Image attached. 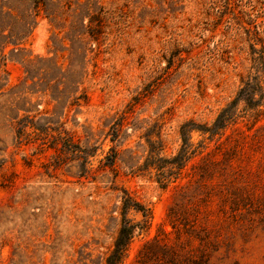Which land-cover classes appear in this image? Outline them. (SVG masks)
<instances>
[{"label": "rangeland", "instance_id": "rangeland-1", "mask_svg": "<svg viewBox=\"0 0 264 264\" xmlns=\"http://www.w3.org/2000/svg\"><path fill=\"white\" fill-rule=\"evenodd\" d=\"M263 50L264 0H0V264H107L124 191L150 218L128 213L120 264H264V116L241 102L221 137L193 133L165 187L125 175L139 133L120 147L106 127L138 97L132 120L158 122L174 155L182 124H212L248 76L264 81ZM62 138L95 147L89 180L51 148ZM114 146L117 179L96 170Z\"/></svg>", "mask_w": 264, "mask_h": 264}, {"label": "trees", "instance_id": "trees-1", "mask_svg": "<svg viewBox=\"0 0 264 264\" xmlns=\"http://www.w3.org/2000/svg\"><path fill=\"white\" fill-rule=\"evenodd\" d=\"M254 67L259 71L264 72V50L257 54L256 58L252 59ZM243 102L247 112H254L257 118L264 116V81L262 76H248V79L243 82L237 97L232 100L224 109L221 110L217 118L212 124H204L196 126L191 120L181 125L180 137L182 144L176 154L168 156L165 154V144L162 138V126L158 122L152 123L149 120L135 121L132 116L135 112V107L140 103L138 97H134L127 105V108L121 113H116L112 121L107 127V138H110L112 143H118L122 147L131 135L122 139V133L125 129L132 128L133 133H139V148L142 149L141 156H134L132 149L124 150L130 156L129 160H124V164L128 169L125 175H131L135 178H146L155 180L161 186H167L172 182H176L184 173L190 160L196 155V149L192 142V134L199 133L208 136L210 141L216 137H221L228 126L236 122L234 111L239 104ZM30 119V118H28ZM33 121V119H30ZM34 122H29L25 128L29 127L35 130L37 128ZM144 143H141L143 142ZM56 152L63 153L70 151L79 160V178L89 180V174L92 172V158L95 157V147H84L74 142L68 141L65 138L51 146ZM121 150L112 147L103 158L99 160L97 172L112 173L113 178L117 179L120 176L118 163L120 161ZM94 179V178H93ZM133 210L136 213H141L145 218L144 222H148L150 218L149 209L141 203L133 201L132 198L124 191L122 197V227L115 243L114 251L107 257V264H120L123 259L127 246L133 236L137 225H131L127 215Z\"/></svg>", "mask_w": 264, "mask_h": 264}]
</instances>
